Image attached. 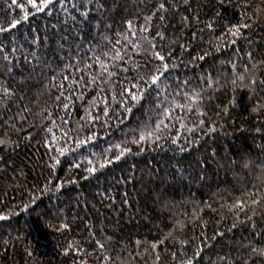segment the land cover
<instances>
[{
  "label": "trees",
  "instance_id": "16d2710c",
  "mask_svg": "<svg viewBox=\"0 0 264 264\" xmlns=\"http://www.w3.org/2000/svg\"><path fill=\"white\" fill-rule=\"evenodd\" d=\"M0 29V264H264V0H0Z\"/></svg>",
  "mask_w": 264,
  "mask_h": 264
},
{
  "label": "snow or ice",
  "instance_id": "6c2138e0",
  "mask_svg": "<svg viewBox=\"0 0 264 264\" xmlns=\"http://www.w3.org/2000/svg\"><path fill=\"white\" fill-rule=\"evenodd\" d=\"M13 2L15 3V0H13ZM49 2H51V0H49ZM33 6H35V5H33ZM164 8H165L164 4L161 3L160 6H159L158 11H160V10H164ZM37 10H38V11H41V10H43V7H40V8H38ZM26 18H27V17L25 16V19H26ZM145 19H146V20H151V17H145ZM161 19H163V17H161ZM16 23H19V21H16ZM127 23H128V31H129V33H130L133 37H135L136 33H135V31H133V24H132V21H128ZM12 26L15 27V23H14ZM246 26H247V25H240V26H237V27L235 28V30L233 31L232 34H233V35H237V34L239 33V29H240V27H246ZM5 30H7V29H0V31H5ZM140 31H141V32H144V31H147V29H146V28H141ZM157 35H161V34L158 33ZM161 38H163L162 35H161ZM125 39H128V35H127V34L125 35ZM144 39H145V40H148L147 37H144ZM128 42H129L130 44H132L134 48H135V47H139V44H138V43H135V42L132 41V40H129ZM149 43H151V41H149ZM152 47L154 48L155 45H152ZM154 54H155L160 60H162V61L164 60V57L161 56L159 52H156V53H154ZM117 57L120 58V57H119V53L117 54ZM5 58H7V57H5ZM201 59H203V57H201ZM101 67L104 68L105 71H107L106 66H104V65L102 64ZM163 67H164L165 70H167V67H168V66H167V64H164ZM108 74H109V76L113 75V73H108ZM162 76H163V72H160L159 70H157V74L153 75V76L150 78V79H151V83L154 84V85L158 84V81L160 80V78H161ZM184 83H187V81H185ZM133 87H135V85H134ZM3 92H4L5 95H9V94H10V93H9V90H8L7 88H4V89H3ZM128 94L131 96V98H132L134 101H137V102H139V99L143 97V94H141V96L138 97V96H137L135 93H133L131 90H128ZM65 107H67V105H65ZM176 107H182V105L177 104ZM125 111L130 112V111H131V108H126ZM165 111L168 113V116H169V118H170V117H171V112L174 111V109H171V110L166 109ZM163 123H164V121H163V120H160L159 123L156 124V126H155L156 129H159V128H160V125L163 124ZM165 126H166V125H165ZM147 135H148V136H151L152 133L149 132ZM146 138H147V137L144 136V135H142V136L140 137L141 140H145ZM0 143H4V141H0ZM62 154H63V153H62ZM58 162H59V161H57V163H58ZM237 207H241V205H237ZM4 218H5V217H0V219H4ZM97 243H98V246H99L101 249L104 248V244L100 243L99 241H98ZM153 247H155V245H153ZM253 251H257V250H256V249H253ZM260 254H261V255H264V250H260ZM106 259H110V258L106 257ZM187 264H192V261L189 260V261L187 262Z\"/></svg>",
  "mask_w": 264,
  "mask_h": 264
}]
</instances>
